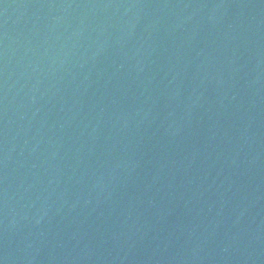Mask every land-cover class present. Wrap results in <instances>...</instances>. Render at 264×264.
I'll list each match as a JSON object with an SVG mask.
<instances>
[{"label":"water","instance_id":"1","mask_svg":"<svg viewBox=\"0 0 264 264\" xmlns=\"http://www.w3.org/2000/svg\"><path fill=\"white\" fill-rule=\"evenodd\" d=\"M0 264H264V0H0Z\"/></svg>","mask_w":264,"mask_h":264}]
</instances>
